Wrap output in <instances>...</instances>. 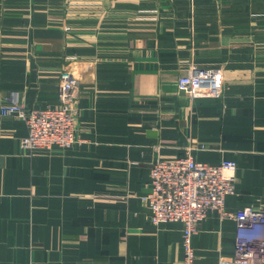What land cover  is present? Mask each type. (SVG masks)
Returning a JSON list of instances; mask_svg holds the SVG:
<instances>
[{"label": "crops", "instance_id": "1", "mask_svg": "<svg viewBox=\"0 0 264 264\" xmlns=\"http://www.w3.org/2000/svg\"><path fill=\"white\" fill-rule=\"evenodd\" d=\"M221 69L219 98L190 99L191 66ZM80 81L71 147L24 150V120ZM237 163L226 198L264 209V0H0V264H183V223L142 197L157 159ZM237 222L209 211L195 264L234 256Z\"/></svg>", "mask_w": 264, "mask_h": 264}, {"label": "built area", "instance_id": "2", "mask_svg": "<svg viewBox=\"0 0 264 264\" xmlns=\"http://www.w3.org/2000/svg\"><path fill=\"white\" fill-rule=\"evenodd\" d=\"M221 69L191 66L178 80V90L188 98H219L224 90ZM80 81L69 69L59 78V106L27 109L11 93V103L1 108L3 116L25 121L28 134L21 139L24 150L71 147L81 143L79 134ZM237 163L223 160L213 165L198 161L191 154L173 160L157 159L151 167L150 190L142 199L151 208L154 225L183 223V264H195L193 237L209 211L237 222L235 253L220 264H264V209L248 206L230 213L226 198L236 190Z\"/></svg>", "mask_w": 264, "mask_h": 264}]
</instances>
